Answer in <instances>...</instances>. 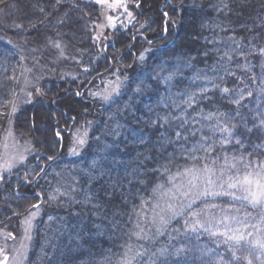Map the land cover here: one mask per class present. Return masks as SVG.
<instances>
[{
  "label": "trees",
  "instance_id": "1",
  "mask_svg": "<svg viewBox=\"0 0 264 264\" xmlns=\"http://www.w3.org/2000/svg\"><path fill=\"white\" fill-rule=\"evenodd\" d=\"M32 1L45 3V0L24 3ZM213 1L204 11L206 25L197 32L200 41L194 40V44L174 40L165 49L161 45L150 54L147 51L146 58L141 60L147 44L136 43L137 33L132 35L130 31L125 37H114L113 44L124 54L123 64L128 66L120 69L123 74L132 76L125 94L116 101L88 114L87 82L83 84L80 97L77 86L68 90L72 101L62 102L64 113L75 121L89 116L97 119L78 161L86 170L82 177L85 180L76 197L78 202L69 208L76 211H57L62 210L64 203L54 207L50 198L41 193L40 204L46 208L43 218L52 220L50 238L45 239L46 227L40 235L35 234L37 239L30 264H36L44 241L48 243L42 264H124L125 260H130L131 264H264V249L250 240L239 244L222 242L210 231H187L183 223L189 211L168 224L160 234L140 236L139 231H135L136 221L142 215V211L137 210L149 196L150 188L167 173L187 165H209L222 158L239 159L244 154L245 157L264 156V127H259L264 121V0H249L238 6L234 0ZM78 2L82 9L94 11V7L92 10ZM154 4L155 9L159 8L156 14L160 18L153 16L154 21H148L151 30L147 35L158 29L162 35L147 36L151 46H157V42L164 40L167 33L170 36L177 27L169 21L166 23L175 16L169 0H162L161 5L160 0H154ZM23 11L25 18L42 17L29 5ZM251 16L257 22L261 20L259 26L255 25L257 22L252 23L256 20ZM72 43L76 44L71 40ZM174 43L179 45L175 47ZM18 47L19 44L0 41V139L18 93L16 74L24 61ZM112 49L111 46L106 48L103 61L94 58L98 65L94 71L100 72L111 64ZM135 58H139L140 63L129 67ZM147 58H151L148 65ZM57 93L51 92L52 101ZM81 100L85 107L81 106L80 111L76 102ZM26 118L23 124L15 121V131L34 140L42 160H49L59 151L61 141L57 139L56 129L65 136L60 155L65 154L68 142L61 126L68 123L58 125L59 118L63 119L60 115L54 119L55 126L59 127L53 129L52 126L51 131L55 142H51L48 132L41 128L43 140L36 132L35 138L32 132L35 126L46 124V112L31 110ZM223 127H228L233 135L222 145L225 133L220 129ZM33 158L29 166L1 178L0 226L21 217L35 205L28 203L39 197L33 190L24 194L29 188L26 184L19 188L21 192L17 188L19 180L35 181L40 173L37 163L32 165ZM113 181H116L114 187L110 184ZM96 203L103 204L104 209L95 211L99 208ZM78 205L86 211H77Z\"/></svg>",
  "mask_w": 264,
  "mask_h": 264
},
{
  "label": "rangeland",
  "instance_id": "2",
  "mask_svg": "<svg viewBox=\"0 0 264 264\" xmlns=\"http://www.w3.org/2000/svg\"><path fill=\"white\" fill-rule=\"evenodd\" d=\"M25 1L0 0V41L10 45L19 44L18 48L24 55L22 66L16 74L18 93L12 102L11 112L6 120L7 124L1 133L0 181L5 174L13 173L22 166L30 165V160L34 157L32 165L37 163L40 173L35 181L28 178L19 180L17 188L19 189L22 184L28 185L29 188L23 187L26 195L32 190L37 191L36 195L39 197H35L28 204H35L39 207L31 206L21 217L5 226H0V262L3 264H30L29 260L37 239L35 234L40 235L46 227L48 232L45 239L50 236L48 235L51 227L49 224L52 223V220L43 218L46 211L44 204H40L43 195L45 197L46 194L50 198L49 201L54 207L64 203L62 210L57 211H76L69 208L78 202L76 197L81 191V182L85 180L82 177L86 174V170L78 161L89 139L90 130L96 124L97 119L89 116L85 120L75 121L72 120V116H67L68 114L63 111L62 102L72 101L68 90L77 86L76 91L80 93L78 95L80 97L83 84L87 82L85 99L89 100L90 104L87 109L88 114L116 101L125 94L128 82L130 84L132 82V76L123 74V70L120 69L125 66L123 64L124 54L118 52L119 49L113 44L114 37L122 38L130 31L132 35L137 33L136 43L147 44L141 55L143 59L146 58L147 51L150 54L156 48L159 49L158 46L162 45V48L165 49L166 45L173 44L174 40L179 42V39L176 38L178 34L176 29H180V27L182 31L185 29V33H188L185 34L187 40L189 39V41L186 40V43L194 44V40L200 41V38L197 34L189 33L188 26L190 24L195 26L197 32L199 29L201 30L200 27H203V24L206 25L204 11L210 8V3H214L213 0H177L178 3L176 0H169L171 3L169 7L175 16L170 19L171 21L167 19L166 23L169 21L177 27L171 29L173 32L170 36L165 28L167 37L157 42L155 44L157 46L153 44L151 46L147 43L149 40L146 37L150 38L155 34L158 37L162 35L160 29L158 32L155 30L154 34L147 35V31L151 30L148 21L160 18V15L156 14L159 8H154V0H120L119 4L116 3V0H102L100 3L97 0H45L46 5L39 1L28 2V4L24 3ZM77 1L84 3L85 7L91 9L94 7V11L88 12L85 8L82 9ZM247 1L249 0H234L236 6ZM161 4L162 0H160ZM28 5L34 12L41 13L42 17L32 20L25 18V14L22 16L23 10L28 8ZM45 9L47 11H44ZM251 17L256 20L252 22L255 24L257 19ZM260 21L259 19L255 25L259 26ZM186 28L188 29L186 30ZM258 31H261V27H258ZM145 33L146 35H144ZM71 40L76 44H71ZM109 46L113 48V54H110V59L112 58L113 61L105 69L102 68L100 72L94 71L98 66L94 58L103 61L105 50ZM116 60L120 62L116 63ZM147 62L150 63L151 58L150 60L147 58ZM138 63H140L139 58H135L129 67L138 66ZM136 73L138 74V72ZM52 91L59 92L53 101ZM76 103L78 109L83 110L84 101L81 100V104ZM57 109L60 111L58 112ZM31 110H43L49 118V121L48 118L44 119L46 124L44 122L38 126L34 125L35 130L32 132L35 138L36 132L42 139L41 128L44 132H48L51 137L50 141L55 142L51 133L52 126L54 129L58 128L59 124L68 123L69 126L67 124L61 126V129L66 131V141L68 142L63 156L60 154L63 142L65 143V136L58 129H56L57 139L61 141L59 151L45 161L42 160V154L36 150L34 140L30 136L16 133L15 121L21 124L25 123L26 116L30 114ZM59 115L63 119H60ZM57 116L59 121L56 119L58 125L55 126L54 119ZM246 156L244 154L239 159L222 158L209 165H187L183 169L162 176L158 183L150 188L149 196L137 210L142 211V215L136 221L138 225L136 223V227L134 225L135 231H139L140 236H147L153 232L160 234L168 224L189 211L187 219L183 223L187 231H191L195 219L204 222V227L211 231L224 232L225 236H214L217 240L221 239L222 242H226V236L232 234L230 229L240 228L245 236V241L250 240L255 246L259 245L257 241L264 243V226L260 222L264 215V208H252L243 199L247 193L242 186L238 185L237 189H228L227 187L229 182H234L237 178L242 180L249 173L264 174V170L260 167L264 164V156L262 158ZM67 159L78 160L73 162V160L68 161ZM206 167L212 169L214 174L206 172ZM209 178L214 182L213 184L208 183ZM114 182L116 181L110 183L112 187L115 186ZM119 184L122 183L119 182ZM220 185H223V189L220 188ZM38 186L42 187V189L39 188L41 192L38 191ZM205 189L212 192L227 190L240 196L241 199L234 200L229 196L221 195H202ZM212 204L217 207L211 208L210 213L201 212L202 209L210 208ZM96 206L98 207L99 203ZM102 207L104 209L103 204L95 211H102ZM76 209L77 211H86L79 205ZM197 212H201V214L194 217L193 214ZM225 217L227 219H224ZM237 220L241 223H238ZM198 230L205 231L204 228ZM46 243L48 241H44L43 247L36 256V264H42L41 262H44V258H46L44 255Z\"/></svg>",
  "mask_w": 264,
  "mask_h": 264
},
{
  "label": "snow or ice",
  "instance_id": "3",
  "mask_svg": "<svg viewBox=\"0 0 264 264\" xmlns=\"http://www.w3.org/2000/svg\"><path fill=\"white\" fill-rule=\"evenodd\" d=\"M97 2L100 3V2H102V0H97ZM116 3L119 4L120 0H116ZM262 51H264V50H262ZM141 59H143V57H141ZM224 91L227 92V89H225ZM105 99H107V97H105ZM236 103L239 104V100H237ZM259 127H264V121L261 122ZM220 130L223 133H225L224 139L221 140V144L223 145L227 141V139L233 135V133L228 127H223ZM176 135H177V137H179L180 133L177 132ZM236 143L239 144L240 141L237 140ZM232 167H235V165H232ZM260 167L262 170H264V164H262ZM205 171L212 173V169L207 168V167L205 168ZM212 174H214V173H212ZM229 180L231 181V177L229 178ZM208 183L213 184L214 182L209 178ZM238 185L242 186L243 190L247 193V195H245L243 197V199L245 201H247L248 204L252 208H264V174H261L260 172H256L255 174L249 173L242 180L237 178L236 181L229 182L227 187H228V189H237ZM220 188L223 189V185H220ZM202 195H221V196H229L234 200L241 199L240 196H237L234 193L229 192L227 190L212 192V191H209L208 189H205V192L202 193ZM34 207L38 208L39 206L34 205ZM215 207H217V205L212 204L210 206V208L202 209L201 212L210 213L211 208H215ZM201 212L194 213L193 216L194 217L199 216L201 214ZM224 219H227V217H225ZM233 219H236V218H233ZM237 222L241 223V221H239V220H237ZM260 222L262 224H264V217H261ZM187 223L188 222L186 221V224ZM199 228H204L205 231H211L207 227H204V222L194 219L193 227L191 228V231L196 232ZM229 231L232 234L226 236V242L231 241V242L239 244L241 241H243L245 239L243 231L240 228H236L234 230L230 229ZM211 235H213V236H215V235L225 236L226 234L224 232L211 231ZM257 243L259 244V246L261 248H264V243H260L259 241H257ZM182 251H183L182 249L178 250V254ZM0 264H3V262H0ZM124 264H131V261L125 260Z\"/></svg>",
  "mask_w": 264,
  "mask_h": 264
},
{
  "label": "bare ground",
  "instance_id": "4",
  "mask_svg": "<svg viewBox=\"0 0 264 264\" xmlns=\"http://www.w3.org/2000/svg\"><path fill=\"white\" fill-rule=\"evenodd\" d=\"M182 24V23H181ZM183 25V24H182ZM188 28H190L189 29V33H194V35L195 34H197V31H196V29H195V26H193V25H191L190 24V26H188ZM188 28H186V30L188 29ZM177 32H178V34H177V39H179L178 41L181 43H184L186 40H187V38L185 37V34H188V33H185V29H184V31H182V28L180 27V29H178L177 30ZM191 33V34H192ZM187 41H189V39L187 40ZM175 45V47H177L179 44L178 43H174Z\"/></svg>",
  "mask_w": 264,
  "mask_h": 264
}]
</instances>
